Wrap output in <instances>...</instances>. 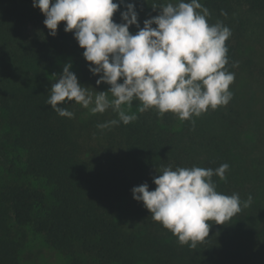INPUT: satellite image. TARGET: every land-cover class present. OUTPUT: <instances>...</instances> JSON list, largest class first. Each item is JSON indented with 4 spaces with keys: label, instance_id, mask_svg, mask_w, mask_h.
<instances>
[{
    "label": "trees",
    "instance_id": "1",
    "mask_svg": "<svg viewBox=\"0 0 264 264\" xmlns=\"http://www.w3.org/2000/svg\"><path fill=\"white\" fill-rule=\"evenodd\" d=\"M200 3L225 19L231 30L226 41L228 70L250 69V60L241 63L246 47L245 20L233 15L239 3L264 13V0ZM45 18L38 7H33V0H0V32L5 37H16L27 24L39 29L29 48L35 62L49 67L60 56L70 55L85 75L91 74L84 49L73 32L64 31L66 22L62 21L58 34L51 36L43 23ZM50 95L51 91L9 94L0 86V132L5 127L0 150L18 152L20 159V164L9 169L13 180L0 185V264H18L29 234L44 235L53 247L70 255L71 264H132L128 204L138 216L154 221L143 202L133 198L132 188L147 182L154 190L157 185L153 178L163 167L216 169L226 163L216 160L223 158L217 155L225 141L223 136L195 133L192 144L183 145L172 112L161 117L154 108L137 111V120L101 130L97 125L118 119L117 113L108 109L102 114L84 115L79 104L66 100L58 107L75 116L63 117L46 103ZM199 139L205 142L206 163L197 160ZM218 179L213 176L220 189L240 184L239 178H231L226 184ZM203 242L206 246L214 243L212 231Z\"/></svg>",
    "mask_w": 264,
    "mask_h": 264
},
{
    "label": "clouds",
    "instance_id": "2",
    "mask_svg": "<svg viewBox=\"0 0 264 264\" xmlns=\"http://www.w3.org/2000/svg\"><path fill=\"white\" fill-rule=\"evenodd\" d=\"M123 2L33 0V7L46 17L43 23L49 34L56 36L60 23L66 22L64 31L73 32L84 49V58L91 62L90 72L99 76L96 84L111 86L107 91H90L67 63L46 101L53 110L74 118L72 111L58 107L66 100H74L93 115L111 109L118 119L98 124L103 130L137 120L131 112L136 100L140 113L154 108L163 117L172 112L195 126L193 117L230 102L235 74L226 67L229 27L222 22L209 23L211 14L200 0L153 5L154 10L160 9L159 14L144 20L143 27L135 3H127L120 13L124 22L117 23L113 17ZM132 25L139 29L135 34L130 32ZM229 167L227 163L216 169L163 167L153 178L157 187L150 190L147 182L134 186L133 198L142 201L152 219L170 230L181 245L195 249L209 236L210 222L224 224L252 202L251 195L242 201L238 193L217 190L213 176L226 180Z\"/></svg>",
    "mask_w": 264,
    "mask_h": 264
},
{
    "label": "rangeland",
    "instance_id": "3",
    "mask_svg": "<svg viewBox=\"0 0 264 264\" xmlns=\"http://www.w3.org/2000/svg\"><path fill=\"white\" fill-rule=\"evenodd\" d=\"M167 2L175 4L177 0H124L113 19L117 23L124 22L120 13L126 10L127 3H135L139 24L143 27L144 20L159 14L160 9L154 10L153 5ZM236 8L233 17L244 18L246 27V47L241 63L247 64L246 60H250L251 68L238 67L233 72L235 80L229 89L233 93L230 102L215 110L209 109L200 117H193L195 126L190 120L181 121L178 115L173 114L183 145H191V136L195 133L201 136L208 132L224 137L222 150L217 151V155L223 158L216 160L226 161L230 167L225 173L227 179L218 181L226 184L231 178H239L240 184L230 189L223 185V189L217 190L228 195L238 193L242 201L251 195L252 202L224 224L210 222L214 243L206 246L199 242L195 249L181 245L160 222L138 216L128 204L127 233L132 264H264V13L252 11L241 3ZM210 14L209 23L222 22L227 26L225 19ZM138 30L136 25L130 26L132 34ZM21 31L11 39L0 32V86L9 94L51 91L67 63L72 64L70 70L90 91H107L111 87L107 83L97 85L99 76L85 75L70 55L60 56L49 67L40 66L33 60L29 49L39 29L27 24ZM109 96L111 98V94ZM139 106L140 102L134 100L131 112L136 113ZM81 107L85 110L84 115L90 113L89 109ZM124 107L127 110V106ZM4 132L5 127L0 132V142ZM204 146L205 142L199 139L196 148L200 163H206L207 159ZM22 156L24 158V153ZM17 164H20L18 152L7 154L0 150V185L13 180L14 175L9 169ZM18 264H71V257L53 247L44 235L29 234L23 242Z\"/></svg>",
    "mask_w": 264,
    "mask_h": 264
}]
</instances>
